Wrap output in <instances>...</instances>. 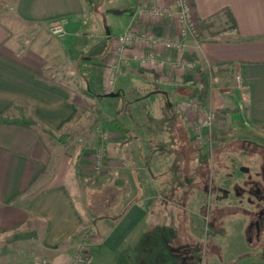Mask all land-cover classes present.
Listing matches in <instances>:
<instances>
[{
  "label": "crops",
  "instance_id": "0c3cea01",
  "mask_svg": "<svg viewBox=\"0 0 264 264\" xmlns=\"http://www.w3.org/2000/svg\"><path fill=\"white\" fill-rule=\"evenodd\" d=\"M4 1L9 13L0 11V117L36 124H0V264H70L84 238L94 246L86 264L176 259L175 233L188 221L182 222L180 200L169 197L163 204L160 199L161 186L176 183L175 178L165 183L149 171L152 164L159 174L163 165L155 128L164 125L171 135L164 145L193 142L198 149L179 102L200 95L219 113L214 129L264 136V0H194L200 32L185 40V51L158 50L153 67L132 59L125 63L115 92L128 89L131 103L145 106L128 117L132 124L123 121L125 129H108L109 139L102 143L99 114L90 135L83 131L67 144L52 135L70 133L83 120L86 98H95L86 95H107L102 67L111 37L133 20L138 0L105 4L116 16L114 30L101 19V0ZM60 19L67 21L65 38L48 30ZM138 24L159 35L178 34L172 19ZM148 52L138 43L130 49V54ZM183 57L198 68L179 66ZM210 66L223 82L202 93L197 74ZM235 75L245 89L230 88ZM70 80L82 92L71 88ZM102 145L105 169L95 174L94 155ZM196 149L185 151L198 160ZM185 162L184 174L191 178L197 163ZM167 247L174 252L168 258Z\"/></svg>",
  "mask_w": 264,
  "mask_h": 264
},
{
  "label": "rangeland",
  "instance_id": "374dc122",
  "mask_svg": "<svg viewBox=\"0 0 264 264\" xmlns=\"http://www.w3.org/2000/svg\"><path fill=\"white\" fill-rule=\"evenodd\" d=\"M114 1H119V0H112ZM165 1V6H166V0ZM101 4L99 5L100 7V11L102 13V17L101 19H105L106 21H108L107 23L109 25H112V21H114V15H111L109 13L110 10L112 9H108V7L105 6L106 3L111 2V0H101ZM5 1L4 0H0V11L5 10L6 13H9V7H6V5L4 4ZM172 20L175 19V17H170ZM0 19H2L0 17ZM197 21V20H196ZM198 27H199V22L197 21ZM129 25V23H128ZM111 28L114 30L115 26L112 25ZM127 28V27H126ZM125 28V29H126ZM124 29V30H125ZM49 30V28H48ZM123 30V31H124ZM118 32L115 33L114 35H112V40H111V53L108 56V58L105 60L106 61V66H103V70H104V86H103V92L105 94H109V93H117L116 88H117V84H118V80L119 78L123 75L124 73V65L127 61L131 60V56H133L132 58H135V54H130V49H128L127 51H125L123 53V57L119 58L118 60V53L115 52V45H117V41L119 40V35L118 34H123L124 32ZM50 32V31H49ZM123 32V33H122ZM200 32V31H199ZM51 34V33H50ZM53 35V34H51ZM118 35V36H117ZM55 36V35H53ZM114 39V37H116ZM165 36H170V35H165ZM199 36V35H198ZM57 37V36H55ZM172 37V36H171ZM172 38H176V37H172ZM191 37H187L186 39H189ZM195 39V38H192ZM186 48V47H185ZM175 50V49H174ZM178 51V50H177ZM185 51V49H184ZM127 58V60H126ZM122 59V60H121ZM113 60L114 62L116 61L118 64L120 62V70L116 71L114 73V84L113 85H109V77L107 76L108 74V68L110 67L109 61ZM118 60V61H117ZM104 61V64H105ZM136 61V60H135ZM182 62H184L185 66H187V62H191L190 60H187L186 58H182L181 59ZM159 61L156 60V63H158ZM194 62V61H192ZM138 64L142 65L140 62H138ZM151 67H153L154 65H150ZM183 66V65H180ZM198 68V64L196 65ZM189 67V66H188ZM195 68H190V69H197ZM87 74L90 73V70L86 71ZM110 73V72H109ZM208 73L207 75L209 77H211V79L209 80V84L207 85L206 81L204 80V88L202 89V93L204 92V90H206L207 87H209L210 89L212 88H216L218 86H221L222 82L221 78L216 76L215 71L213 69H211V66L208 67L207 72H202V77L204 79L205 74ZM212 73V75L210 76V74ZM88 76V75H87ZM89 77V76H88ZM109 80V81H108ZM167 82L169 84H172L171 80L167 79ZM190 83V82H189ZM192 84V83H191ZM69 85L71 88H74L76 91H80L78 90V86L77 83H75L74 81L70 80ZM198 85V84H197ZM242 86H239L236 82V75H235V80L232 83V87L230 88H234V89H245L246 86H244V84H241ZM94 87V86H92ZM229 88V87H228ZM229 88V89H230ZM229 89H224L223 91L225 93H228L230 90ZM152 96V95H151ZM154 96V95H153ZM200 96V95H198ZM86 97H95L94 99L91 98H86V105H84L82 111V116L85 115L83 117V120L80 121V123L78 124H74L73 126H71L70 128V133L72 134V138L73 141L72 142H76L79 138V136H83L85 131L88 135H90L92 133L93 130L92 127L95 126V124L97 123V118L98 115L100 116V120L101 118H114V119H118L119 122L122 124V128H126V124L124 122H127L128 124H132L131 119H129L128 117H130L131 114H137V112L139 111H143L144 107L142 105V103H131V95L128 92V89L122 91V93L118 96H107V95H102V96H92V95H86ZM164 97V96H161ZM219 114V113H218ZM122 119V120H121ZM188 120V119H187ZM218 120V119H217ZM124 121V122H123ZM217 122V121H216ZM159 124V123H158ZM216 124V123H215ZM215 124L213 125V127L211 128V130L208 133V137H207V142L206 144H204L203 146L199 145L198 149H196L194 146V144L190 143V145L188 146L187 142L182 143V146L180 148H178V146H167L163 144V141L165 139H171V135L167 132L166 127L164 125H157L158 127L155 128L156 132L155 136L156 139H159V145L161 144V150H159V155L160 158L162 159V169L161 172L159 174L155 173V167L151 164L148 168L149 171L151 173V175H153L155 178H160V180L162 182H167L169 181L171 178H175L176 183L173 184H165L163 187L161 186V190L159 191V195H160V199L162 201L163 204H165V200L168 201V198H175L180 200L181 203V207L183 208V211H181V213H184V216L182 217V222L184 223L185 221L190 220V217H194V218H198L197 221H199V223L201 224V228L202 230L205 232L206 231V222L204 221V219L202 218L201 214L205 212V209L207 207H213L214 206V195L210 196L206 193L203 192V188H204V182L205 181H210L211 182V178L212 180L215 181H220L219 177H221L223 173V170L220 169L219 164L221 165V159L223 158L222 152L221 150V146L227 141V139H232L233 142H237L234 141L235 140H239L242 139L244 137H248V135H239L237 134L236 136H232L233 131L231 129H227V128H219V129H214ZM91 128V129H90ZM102 129V143H105L110 136V131L105 130L103 128ZM214 129V130H213ZM63 133H60L59 135H57V137H60ZM108 134L107 138H104V135ZM54 141H58L56 140V136L52 135ZM91 137V136H90ZM250 137H255L258 138V140H260L261 142H264V136H255V135H250ZM71 138V140H72ZM226 138V140H225ZM60 142V141H58ZM162 142V143H161ZM61 143V142H60ZM76 144V143H75ZM104 148L105 146L102 145ZM208 148V150H210V153L206 152V150L204 148ZM182 149V151H180ZM185 149H196V150H201V152L198 155V160L195 158V155H190L191 153L194 154V152H187L185 151ZM178 150V152H177ZM219 153V155H218ZM107 156V151L105 148V153H104V160H103V169L100 172V174L103 172V170L105 169V158ZM94 157L96 158V155H94ZM192 160L194 161V163L196 162L197 165L194 166L193 168H190V172H191V178H187L186 175L184 174V166H185V160ZM206 161L209 162V165H205ZM201 162V163H199ZM94 163V162H93ZM95 167H97V165H95ZM218 168V169H217ZM211 170V173H210ZM93 171L95 174H99L94 166H93ZM198 185V189L197 186ZM176 189H179V194H177V192H175ZM182 192V195H180ZM186 192L187 195L186 196ZM186 196V197H184ZM189 196H191L189 198ZM167 207H170L169 203H166ZM169 222V221H168ZM191 226H194V224H196L195 220H191ZM187 223V226L188 224ZM223 237H221L220 241ZM239 239L241 240V236L239 234H235L234 232L229 234V243H230V247L234 248L236 247V244L239 242ZM203 240H205V237L203 238ZM227 241V240H224ZM80 242H87L91 245L92 249H93V245L90 243V240L87 238H84L82 240H79L77 242V244H79ZM77 244L75 246L74 253H76V248H77ZM210 245V242H209ZM208 245V246H209ZM185 257V256H184ZM190 254H187L186 258L187 259H164L162 262H156L154 261V259H152V261L149 264H223L222 260L223 259H191L190 258ZM87 259V258H86ZM231 259H225V261H228ZM41 261V259H40ZM141 259H133L132 263H126L125 259H118L117 262L115 263H110V264H141L140 262ZM37 262L39 263V260H37ZM36 262V263H37ZM153 262V263H152ZM86 264V262H84Z\"/></svg>",
  "mask_w": 264,
  "mask_h": 264
},
{
  "label": "flooded vegetation",
  "instance_id": "af4514ba",
  "mask_svg": "<svg viewBox=\"0 0 264 264\" xmlns=\"http://www.w3.org/2000/svg\"><path fill=\"white\" fill-rule=\"evenodd\" d=\"M232 141L227 139L221 146L220 181L204 182L203 192L214 195V206L201 214L206 231L197 217H190L188 223L196 224L175 233L176 259L190 254L191 259H223V264H264V142L250 136ZM230 232L241 236L234 248L228 240ZM165 252L167 258L174 253L168 247Z\"/></svg>",
  "mask_w": 264,
  "mask_h": 264
},
{
  "label": "built area",
  "instance_id": "2783aa9c",
  "mask_svg": "<svg viewBox=\"0 0 264 264\" xmlns=\"http://www.w3.org/2000/svg\"><path fill=\"white\" fill-rule=\"evenodd\" d=\"M164 0H138V5L134 11L133 20L129 23L127 28L122 32L123 34H118L119 40L117 45H115V52L118 53L119 58L123 57V53L128 49H131L133 44H141L143 47L148 48L149 52L147 55L135 54L136 60L142 65H154L156 66L157 52L161 49H175L178 51H184L186 47L185 38H197L199 35V27L196 21L195 15V3L194 0H166L165 6ZM170 17H175L173 19L177 25L178 34L176 38L171 36L159 35L154 31L149 29L147 25L144 28H140V25H136L138 21L147 20L151 23H162ZM66 19H60L53 21L49 24L48 28L51 34L57 36L58 38H65L67 36V30L65 27ZM114 37L115 38H117ZM117 60V61H118ZM122 60V59H121ZM127 60V58H126ZM110 67L108 68L109 85L114 84V73L120 70L119 64L113 60L109 61ZM185 63L180 61V65ZM187 67L197 68L196 62H187ZM110 72V73H109ZM202 72L197 74V89L202 91L204 88V79L202 77ZM211 76V75H210ZM236 82L239 86L243 83L242 77L236 75ZM198 84V85H197ZM180 109L185 113L188 119V127L193 133L194 141L197 145L203 146L207 142L208 133L216 123L219 114L218 111L207 102L203 100L200 96H193L182 99L179 102ZM241 109L244 110V105H241ZM208 131V133L206 132ZM108 134L104 135L107 138ZM105 148L103 146L97 148L96 158L94 157L93 166L95 170L100 173L103 167ZM97 165V167H95ZM92 244V243H91ZM92 252V247L87 242H80L77 244L76 253L72 256L70 264H85ZM87 258V259H86ZM38 264H48L46 260L39 262Z\"/></svg>",
  "mask_w": 264,
  "mask_h": 264
},
{
  "label": "trees",
  "instance_id": "16d2710c",
  "mask_svg": "<svg viewBox=\"0 0 264 264\" xmlns=\"http://www.w3.org/2000/svg\"><path fill=\"white\" fill-rule=\"evenodd\" d=\"M208 76L204 77V80L206 81L207 85L209 84V80H208ZM101 122V128L108 130V129H124L122 128V124L119 122L118 119H110L108 117L106 118H101L100 120ZM0 124H15V125H20V126H26V127H32L36 124L35 121L33 120H28V119H11L8 117H0ZM56 136V140L60 141L63 144H67L70 139L72 138V134L67 132V133H63L60 137Z\"/></svg>",
  "mask_w": 264,
  "mask_h": 264
},
{
  "label": "water",
  "instance_id": "95a60500",
  "mask_svg": "<svg viewBox=\"0 0 264 264\" xmlns=\"http://www.w3.org/2000/svg\"><path fill=\"white\" fill-rule=\"evenodd\" d=\"M108 96H118L119 95V93L117 92V93H109V94H107Z\"/></svg>",
  "mask_w": 264,
  "mask_h": 264
}]
</instances>
